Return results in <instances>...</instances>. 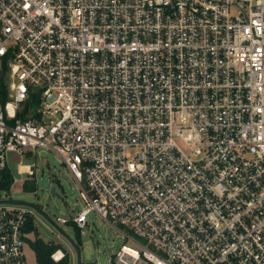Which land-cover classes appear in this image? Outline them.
Listing matches in <instances>:
<instances>
[{"label": "built area", "instance_id": "1", "mask_svg": "<svg viewBox=\"0 0 264 264\" xmlns=\"http://www.w3.org/2000/svg\"><path fill=\"white\" fill-rule=\"evenodd\" d=\"M39 149L110 264H264V0H0V173ZM32 214L0 206V264Z\"/></svg>", "mask_w": 264, "mask_h": 264}, {"label": "rangeland", "instance_id": "2", "mask_svg": "<svg viewBox=\"0 0 264 264\" xmlns=\"http://www.w3.org/2000/svg\"><path fill=\"white\" fill-rule=\"evenodd\" d=\"M9 157V169L14 177V184L8 194H0V201L8 196L14 200L33 204L63 232L62 234L46 218L27 208L33 213L36 229L32 234H28V242L24 250L28 263L37 264L31 243L39 237L46 243L59 245L62 251L69 254L71 264H77L76 252L65 237L67 236L79 245L82 264H110L116 252L126 242L113 227L92 213L89 216L90 226L79 238L75 227L58 223V218L69 219L82 209L79 184L63 165L60 157L46 149H39L36 156L27 155L23 163L35 166L33 177L19 174L20 157L15 154ZM26 181L35 184L34 191L24 189Z\"/></svg>", "mask_w": 264, "mask_h": 264}, {"label": "trees", "instance_id": "3", "mask_svg": "<svg viewBox=\"0 0 264 264\" xmlns=\"http://www.w3.org/2000/svg\"><path fill=\"white\" fill-rule=\"evenodd\" d=\"M13 184H14V177L10 170H5L0 173V194L1 193L8 194ZM24 189L26 191H34L35 184L33 182L26 181L24 183ZM69 225L74 227L73 224H69ZM35 231H36L35 220L34 217L32 216L30 217L29 222L26 226L25 233L32 234ZM77 231H78V236L80 238L81 231L78 229ZM26 241L28 242V239H26ZM79 244H81L80 240H79ZM31 248L35 252L37 264H71L69 254H67L66 257L60 262H55L52 259L51 256L53 253H55L58 250H62V248L59 245L53 243H46L38 237L35 242L31 243Z\"/></svg>", "mask_w": 264, "mask_h": 264}, {"label": "water", "instance_id": "4", "mask_svg": "<svg viewBox=\"0 0 264 264\" xmlns=\"http://www.w3.org/2000/svg\"><path fill=\"white\" fill-rule=\"evenodd\" d=\"M1 205H12V206H17V207L30 208V209L34 210L35 212H37L38 214H40L41 216H43L44 218H46L58 231H60L63 234V232L50 219H48V217L43 213V211L33 204H29V203L19 201V200H14L12 197H10L8 199L1 200L0 206ZM65 237L68 239V241L72 245L74 251L76 252L77 264H82V256H81V251H80L79 245L76 242H74L73 240H71L69 237H67V236H65Z\"/></svg>", "mask_w": 264, "mask_h": 264}, {"label": "bare ground", "instance_id": "5", "mask_svg": "<svg viewBox=\"0 0 264 264\" xmlns=\"http://www.w3.org/2000/svg\"><path fill=\"white\" fill-rule=\"evenodd\" d=\"M23 170H26V168H23Z\"/></svg>", "mask_w": 264, "mask_h": 264}, {"label": "crops", "instance_id": "6", "mask_svg": "<svg viewBox=\"0 0 264 264\" xmlns=\"http://www.w3.org/2000/svg\"><path fill=\"white\" fill-rule=\"evenodd\" d=\"M29 236V235H28Z\"/></svg>", "mask_w": 264, "mask_h": 264}]
</instances>
